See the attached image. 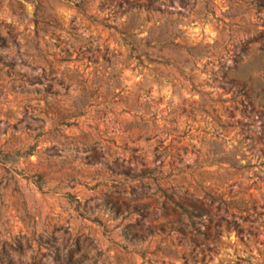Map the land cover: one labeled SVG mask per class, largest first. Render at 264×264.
Listing matches in <instances>:
<instances>
[{
    "label": "rangeland",
    "instance_id": "obj_1",
    "mask_svg": "<svg viewBox=\"0 0 264 264\" xmlns=\"http://www.w3.org/2000/svg\"><path fill=\"white\" fill-rule=\"evenodd\" d=\"M0 264H264V0H0Z\"/></svg>",
    "mask_w": 264,
    "mask_h": 264
},
{
    "label": "trees",
    "instance_id": "obj_2",
    "mask_svg": "<svg viewBox=\"0 0 264 264\" xmlns=\"http://www.w3.org/2000/svg\"><path fill=\"white\" fill-rule=\"evenodd\" d=\"M79 5H82V4H79ZM238 122L240 123V121H238ZM223 126L225 127L226 125H223ZM143 214L146 215V213H144V212H143ZM142 225H143V224H142ZM165 229H166V227L161 226V227L159 228V230H156V232H160V231H161V232H162V231L164 232ZM154 231H155V230H153V228H152V229L150 228V232H154ZM136 234H137V233H136Z\"/></svg>",
    "mask_w": 264,
    "mask_h": 264
}]
</instances>
